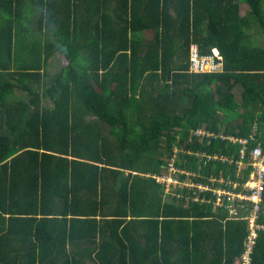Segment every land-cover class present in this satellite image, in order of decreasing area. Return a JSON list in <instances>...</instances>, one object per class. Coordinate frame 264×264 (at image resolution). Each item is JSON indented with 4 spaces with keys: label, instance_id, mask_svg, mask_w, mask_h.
<instances>
[{
    "label": "trees",
    "instance_id": "obj_1",
    "mask_svg": "<svg viewBox=\"0 0 264 264\" xmlns=\"http://www.w3.org/2000/svg\"><path fill=\"white\" fill-rule=\"evenodd\" d=\"M263 34L264 0H0V264H241L252 203L156 175L243 190Z\"/></svg>",
    "mask_w": 264,
    "mask_h": 264
},
{
    "label": "built area",
    "instance_id": "obj_2",
    "mask_svg": "<svg viewBox=\"0 0 264 264\" xmlns=\"http://www.w3.org/2000/svg\"><path fill=\"white\" fill-rule=\"evenodd\" d=\"M223 56L218 49L214 48L212 54H201L199 47L196 44L191 46V70L196 72L204 71H216L222 68ZM203 131L199 130V133ZM256 133V132H255ZM208 134L211 135L210 132ZM214 135V134H212ZM223 138H225L223 136ZM232 141L238 140L234 136H229ZM243 147L240 149L241 157L247 156V162L245 163L242 159L234 160L229 159L226 155L221 156L224 161L229 160L230 162L235 161L238 171L240 172L244 167H251L249 178L243 183V190L235 191L239 184L231 179H225L223 177H213V181H219L218 186H210L208 184H202L200 182H188L179 181L171 173L178 170V168L173 164L169 163V172L163 175H156L158 181L166 182V184H187L190 187L197 186L196 191H203L207 189H212L213 193L217 196L216 204H223L224 200L236 199L242 200L244 202H251L249 208V213L243 218L247 220L249 231L245 241V248L241 256V264H252V251L254 245L256 244L260 230H264V223L259 222L260 211L262 210L263 195H264V147L258 143L254 147L248 146V139H239ZM213 157H218L214 155ZM211 156L209 155V159ZM194 199H197L196 196ZM230 213L232 215H237V209L235 204H231Z\"/></svg>",
    "mask_w": 264,
    "mask_h": 264
},
{
    "label": "rangeland",
    "instance_id": "obj_3",
    "mask_svg": "<svg viewBox=\"0 0 264 264\" xmlns=\"http://www.w3.org/2000/svg\"><path fill=\"white\" fill-rule=\"evenodd\" d=\"M258 42H259L260 44H263V45H264V34L261 35L260 38H258ZM57 63H58V61H57ZM58 66H59V64L56 65V64L52 63V65H51V70H52V71L56 70ZM235 90H236V92H237L238 94L241 92V88H240V87H237ZM239 95H240V94H239Z\"/></svg>",
    "mask_w": 264,
    "mask_h": 264
},
{
    "label": "bare ground",
    "instance_id": "obj_4",
    "mask_svg": "<svg viewBox=\"0 0 264 264\" xmlns=\"http://www.w3.org/2000/svg\"><path fill=\"white\" fill-rule=\"evenodd\" d=\"M250 35V34H249ZM241 147V146H240ZM260 236V235H259Z\"/></svg>",
    "mask_w": 264,
    "mask_h": 264
}]
</instances>
